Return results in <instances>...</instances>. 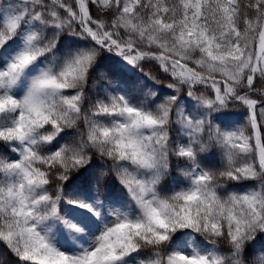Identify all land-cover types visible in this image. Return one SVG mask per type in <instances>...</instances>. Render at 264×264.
Returning a JSON list of instances; mask_svg holds the SVG:
<instances>
[{
	"label": "snow or ice",
	"instance_id": "snow-or-ice-1",
	"mask_svg": "<svg viewBox=\"0 0 264 264\" xmlns=\"http://www.w3.org/2000/svg\"><path fill=\"white\" fill-rule=\"evenodd\" d=\"M0 264H264V0H0Z\"/></svg>",
	"mask_w": 264,
	"mask_h": 264
},
{
	"label": "trees",
	"instance_id": "trees-1",
	"mask_svg": "<svg viewBox=\"0 0 264 264\" xmlns=\"http://www.w3.org/2000/svg\"><path fill=\"white\" fill-rule=\"evenodd\" d=\"M103 70V69H102ZM230 111H233V112H238L239 109H230Z\"/></svg>",
	"mask_w": 264,
	"mask_h": 264
}]
</instances>
